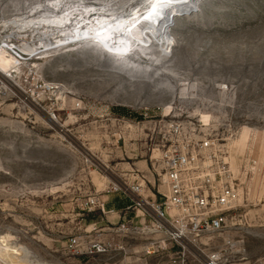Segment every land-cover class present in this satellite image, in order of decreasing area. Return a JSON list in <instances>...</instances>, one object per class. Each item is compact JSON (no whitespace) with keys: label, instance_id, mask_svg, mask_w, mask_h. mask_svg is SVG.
Returning <instances> with one entry per match:
<instances>
[{"label":"rangeland","instance_id":"374dc122","mask_svg":"<svg viewBox=\"0 0 264 264\" xmlns=\"http://www.w3.org/2000/svg\"><path fill=\"white\" fill-rule=\"evenodd\" d=\"M155 1L0 0V42L34 47L21 62L0 55V239L12 247L0 264H205L213 252L264 264V0H195L172 13L168 49L147 37L124 58L87 29L64 33ZM21 16L73 22L5 24ZM179 148L201 158L198 185L239 189L224 231L178 239L176 218L131 200L136 186L164 200L160 155Z\"/></svg>","mask_w":264,"mask_h":264},{"label":"built area","instance_id":"2783aa9c","mask_svg":"<svg viewBox=\"0 0 264 264\" xmlns=\"http://www.w3.org/2000/svg\"><path fill=\"white\" fill-rule=\"evenodd\" d=\"M28 47L26 43L1 40L0 55L4 51L17 61L29 56L24 51ZM40 53V52H36ZM35 54V53H34ZM33 55V54H32ZM202 151H210L215 147V142L204 137L197 144ZM202 164L201 158L194 148L190 151L179 149H167L160 155V180L164 189L158 188L159 194L164 200L149 199L144 197L140 186L132 187V192L137 193L136 198L131 200L140 209H151L157 213L162 220L176 218L181 233H175V238L183 239L185 233L194 237H201L204 234L224 231L230 226L231 211L236 208L239 199V189L233 184L221 185L217 182L216 176L206 175L202 184L198 185L196 169ZM122 190L121 187H114V191ZM156 197L157 195L154 194ZM80 241L73 237L68 241V246L77 251ZM96 251H101V245H94ZM219 253H211L205 264H220Z\"/></svg>","mask_w":264,"mask_h":264},{"label":"bare ground","instance_id":"6f19581e","mask_svg":"<svg viewBox=\"0 0 264 264\" xmlns=\"http://www.w3.org/2000/svg\"><path fill=\"white\" fill-rule=\"evenodd\" d=\"M194 1L195 0H156L155 5H153V10L149 11L148 15L143 13L137 18H124L121 16L111 18L109 17L110 15H107L108 17L105 18L103 15H100V18H98V20H85L82 22H78L76 26L82 25V27H76V29H74L76 31L65 28L67 27V21L70 20V17L67 18L64 16H54L52 17V19L47 16L32 19H28L21 16L8 20L5 22V24H8L9 26V24L11 23L12 25H16L18 27H20V25L28 24L29 26L31 25V27L32 25L35 26V28L36 25L39 26L38 24H43V22H48V26L57 27H60L62 24H64V33L69 36H75L77 34L79 35L82 31H84L83 29H87L86 38L90 40L95 39L96 41H98L97 43L100 42L104 44L106 49L112 52L113 54L117 53L121 55L124 54L126 50L129 49V47L135 46L137 40H142L144 42L145 38L147 37H155L158 38V40H162L163 46L166 45V49H168L173 41L170 36V28L173 23L172 13L185 9L186 7L194 3ZM57 4L58 2L55 3V5ZM85 12L86 11L84 10L83 13L85 14ZM70 22L73 21L70 20ZM144 22L150 23L146 27H142V24ZM150 38L149 40H151ZM139 43L141 42L139 41L138 44ZM24 51L30 52L31 50L30 48L26 47ZM2 54L3 56H11L8 51H4L2 52ZM12 71L15 72L14 69H12L10 72ZM0 242V259L5 261V258L9 256V252H11L12 247L6 241V239H4L3 236L1 237ZM8 264H10V262H8Z\"/></svg>","mask_w":264,"mask_h":264},{"label":"crops","instance_id":"0c3cea01","mask_svg":"<svg viewBox=\"0 0 264 264\" xmlns=\"http://www.w3.org/2000/svg\"><path fill=\"white\" fill-rule=\"evenodd\" d=\"M119 202V201H118ZM116 204V203H115Z\"/></svg>","mask_w":264,"mask_h":264}]
</instances>
